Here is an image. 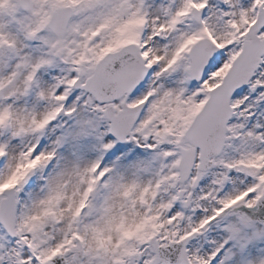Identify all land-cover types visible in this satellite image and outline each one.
<instances>
[{"label":"snow or ice","instance_id":"obj_1","mask_svg":"<svg viewBox=\"0 0 264 264\" xmlns=\"http://www.w3.org/2000/svg\"><path fill=\"white\" fill-rule=\"evenodd\" d=\"M0 264H264V0H0Z\"/></svg>","mask_w":264,"mask_h":264}]
</instances>
